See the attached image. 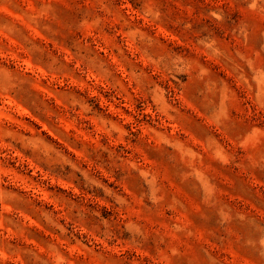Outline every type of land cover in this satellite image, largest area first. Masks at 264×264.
<instances>
[{
    "label": "rangeland",
    "instance_id": "obj_1",
    "mask_svg": "<svg viewBox=\"0 0 264 264\" xmlns=\"http://www.w3.org/2000/svg\"><path fill=\"white\" fill-rule=\"evenodd\" d=\"M0 264H264V0H0Z\"/></svg>",
    "mask_w": 264,
    "mask_h": 264
}]
</instances>
